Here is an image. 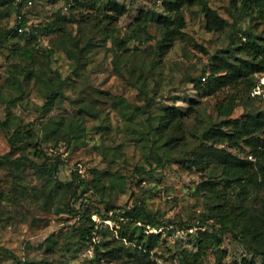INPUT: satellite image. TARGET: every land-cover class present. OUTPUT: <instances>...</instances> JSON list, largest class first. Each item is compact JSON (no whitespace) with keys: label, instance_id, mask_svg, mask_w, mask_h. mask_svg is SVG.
<instances>
[{"label":"rangeland","instance_id":"1","mask_svg":"<svg viewBox=\"0 0 264 264\" xmlns=\"http://www.w3.org/2000/svg\"><path fill=\"white\" fill-rule=\"evenodd\" d=\"M109 1L87 0L82 9L103 19L101 16ZM118 1L128 6V11L117 21L124 37L135 25L141 10H165L163 0ZM207 2L210 9L227 20L224 30L206 27L208 18L202 4L184 5L179 12L185 19L183 32L164 56L159 55L157 48L163 30L157 21H149L143 29L142 41L130 39L126 52L119 50L113 39L101 38L98 29L81 31L79 22H70L67 28L80 40V45L66 44L76 49L77 57L69 55L61 46L60 39L68 38V33L59 36L54 32L37 33L33 45L39 52L54 48L49 65L66 77L67 97L47 111L42 109L45 101L42 83L28 81L23 94L9 85L10 68L20 62V58L7 49L10 37L0 42V92L13 99L0 103V117L10 124L9 128L0 126V155L11 152L12 156L25 155L42 163L45 157L35 156L37 136L14 144L10 141L20 125L33 128L44 137V148L52 156L48 164L56 160L55 156L63 160L58 173L60 180H72L74 170H78L79 181L86 180L78 187L74 205L91 212L97 226L102 228L93 241L85 240L80 236L79 228L85 224L80 213L58 211L59 200H66L76 183L71 188L57 189L51 176L31 163L25 168L2 163L0 264H17L19 258L43 261V264H193V256L197 253L201 258L197 264H240L244 258H254L255 264L260 262L262 254L232 234H222L218 243L198 245L200 228L222 231L221 224L208 209V201L225 204L226 211L234 212L238 210L234 209L235 204L240 201L235 192L215 196V192L206 190L202 194L197 190L200 182L208 178V170L202 169L196 159L202 144L200 134L208 123L221 118L219 112L223 109L229 112L234 107L231 116L239 117L264 105L263 100L250 99L247 93L229 104L237 93L235 87L225 86L214 94H206V89L202 85L199 87V78L204 69L209 68L212 55L221 48L237 46L246 40L232 42L233 34L240 28L241 32L264 34V19L253 10L249 12L241 7L240 0ZM72 11L68 0H34L32 6L23 8L29 22L27 32L37 23L52 21L57 12L70 16ZM76 12L79 16V9ZM177 14L173 12L171 17ZM21 20L16 10L3 9L0 30L11 29L10 35L21 33L25 30L19 25ZM116 52L122 54L120 65L124 73L116 71L113 61ZM141 70L144 76L138 79ZM119 96L127 104L116 103ZM166 105L186 111L181 123L170 128L180 137L177 146L172 148L159 145L148 122V117L160 113ZM90 106L98 110L99 117L87 113ZM60 120H64L65 125L75 121L85 129L81 131L77 146L61 139L51 153L49 147L55 145L53 129ZM152 123L156 124L157 119ZM225 147L229 148L227 144ZM138 198L146 200L160 223L153 226L127 221L122 227L114 218H103L112 204L125 208L126 203L133 205ZM251 204L253 211L261 212L264 192ZM123 232L126 235L133 232L135 237L122 236ZM151 233L159 234V245L147 252L142 243L149 240ZM104 240H109L111 246L123 244L128 249L121 250L122 255L114 260L95 261V242ZM218 246L223 251L217 249Z\"/></svg>","mask_w":264,"mask_h":264},{"label":"trees","instance_id":"2","mask_svg":"<svg viewBox=\"0 0 264 264\" xmlns=\"http://www.w3.org/2000/svg\"><path fill=\"white\" fill-rule=\"evenodd\" d=\"M86 1L68 0L70 8L73 10L70 16L57 12L52 21L37 23L31 32H29L30 34L27 32L29 25L28 18L24 13L23 20L19 23L20 26L25 28L23 32H16V34L10 35L11 29L0 30V42L10 37V46L7 49L11 55L20 58V62L10 68L9 85L23 94L25 84L28 81L42 83L45 96L42 109L45 111L53 108L58 100L67 97L64 90L66 77L49 65L54 48L39 52L33 45L37 33L47 34L54 32L58 36L63 32L68 33V38L60 39L61 46L65 48L69 55L77 57L74 52L76 49L70 48L66 44L72 42L76 46L80 45V40L76 36H73L72 30H68L67 28L70 22H79L81 31L85 29L89 31L95 29L96 31L98 29L102 36L101 38L113 39V42L118 44L119 50L126 52L130 48L127 45L128 41L130 39L142 41L143 29L147 28L150 24L149 21H157L163 26L162 37L157 43V48L159 49V55L164 56L183 32L182 28L185 26V19L179 12L184 5L202 4L208 18L206 27L209 30L221 31L224 30L227 24L225 18L220 17L210 9L207 0H163L165 9L163 12L156 11L155 9L141 10L135 25L131 27V31L127 32L124 37L119 31L117 21L121 15L128 11V6L125 3L118 0H110L106 4V10L101 16L103 17L102 19L84 12L82 7L87 5ZM88 1L92 2L95 0ZM240 3L241 7L245 10L249 12L253 10L257 13L258 17L264 19V0H240ZM23 8L22 4H17L14 0H0V11L3 9L7 12L16 10L17 14H19L23 11ZM78 9L80 12L79 16L76 12ZM173 12L178 13L177 16L171 17ZM95 20L97 24H95ZM240 30L241 28L233 34L232 42L234 43L236 40L241 41L243 38L246 40L241 41V44L237 46L230 45L216 51L212 55L209 68H205L199 78V87L202 85L203 89L205 88L207 91L206 94H214L225 86L235 87L237 93L232 96V101L229 104L233 103L237 98H242L244 93H247L250 99H260L264 102V98L254 97L250 94L251 88L257 83L259 76L264 73V34L253 33L249 30L241 32ZM24 39L26 41L22 45L21 41ZM241 52L245 54L242 55L240 54ZM121 56L122 54L116 52L113 59L118 73H124L120 65ZM143 73L144 70H141L137 78H142L144 76ZM256 73L260 74L256 77ZM0 95H2L1 92ZM2 96H0V103L13 101L11 98ZM118 101L127 104V101H124V98L120 96L116 100V103ZM233 108L231 107L229 112H225L224 109L220 111L221 118L217 122L208 123L203 133L200 134L202 144L199 150L200 154L196 159L198 160L197 163H201L202 169L208 170V178L200 182L197 190L201 191L202 194L206 190L215 192V196L235 192L240 199L239 204H235L234 206V209L238 210L236 212L233 210L226 211V208H224L225 204H213L214 202L208 201V209L221 224L222 231L218 233L215 230L209 231L200 228L197 237L199 240L198 245L200 246L202 243H218L222 238V234H232L237 240L259 251L262 254V259L258 264H264V204L261 212L253 211L251 204L257 195L264 192V105L255 111L246 112L239 117L231 116ZM87 113L99 117L98 110L91 106L88 108ZM184 115H186V111L181 108H176L174 105H166L160 113L153 117H148L149 128L156 135L155 140L160 142L159 145H167L171 148L177 146L180 137L176 136L170 128L181 123ZM153 119H157L156 124L152 123ZM0 126L9 128L10 124L0 117ZM26 127L28 126L20 125L14 131L10 137L11 143L14 144L16 141L22 142L37 136L38 142L34 143L36 149L35 156H44V161L37 163L25 155L12 156L11 152H7L0 155V164L8 163L16 168H25L31 163L44 174L50 175L53 186L57 189L65 186L71 188L76 183L69 197L67 195L66 200H59L58 211L66 210L71 213H80L85 221V224L79 228L80 236L85 240L93 241L95 234L102 230V228L97 226V222L93 220L91 212L83 211L82 208H76L74 205V202L78 198V187H80L81 182L85 183L86 180H78V170L73 171L72 180L69 182L60 180L58 173L63 160L55 156L56 160L48 164V159L52 156L44 148V137H40L33 128ZM106 127L109 126L107 125ZM83 129L85 127H79V124L75 121L65 125L64 120H60V123L53 129L52 139L55 141V145L49 147L52 151L51 153L55 152L54 147L58 145L61 139H64L70 145L77 146ZM226 144L229 148L225 147ZM218 145L224 146L219 147ZM232 148L236 151L234 152ZM154 151L155 153L158 152L157 150ZM250 155H252V158L249 157ZM116 208H122L123 210H114ZM215 208L219 210L216 211ZM111 211L114 212L110 214ZM229 213H234V215ZM103 218H114L122 227L126 226L127 221L142 222L153 226H156L161 221L158 220L156 212L148 208L146 200L141 198H138L137 202L133 205L126 203L125 208L112 204L107 208V212L103 215ZM88 221L91 223L87 224ZM122 236H127L130 239L135 237L133 232L127 235L123 232ZM110 243L109 240L95 242V258L93 260L99 262L103 259L106 261L114 260L122 255L121 250L127 248L123 244L111 246ZM158 245L159 234L157 233H151L149 240L142 243V247L147 252H151ZM217 249L223 251L219 246ZM9 254L13 258H17L13 253L9 252ZM192 260L194 261L193 264L201 262L199 253L195 254ZM17 261V264H43V261L33 262L32 260H22L21 258L17 259ZM255 263L254 258H244L240 264Z\"/></svg>","mask_w":264,"mask_h":264},{"label":"built area","instance_id":"3","mask_svg":"<svg viewBox=\"0 0 264 264\" xmlns=\"http://www.w3.org/2000/svg\"><path fill=\"white\" fill-rule=\"evenodd\" d=\"M17 4H22L23 7H30L34 4V0H14ZM19 19L23 17V11L18 14ZM22 27V26H20ZM251 96L264 98V73L261 74L257 83L251 88ZM252 158V155L249 156Z\"/></svg>","mask_w":264,"mask_h":264}]
</instances>
